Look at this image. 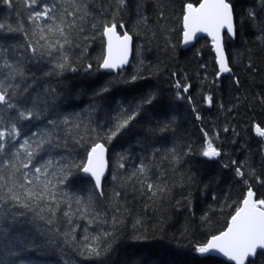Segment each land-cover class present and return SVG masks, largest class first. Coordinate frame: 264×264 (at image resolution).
<instances>
[{
  "label": "trees",
  "instance_id": "1",
  "mask_svg": "<svg viewBox=\"0 0 264 264\" xmlns=\"http://www.w3.org/2000/svg\"><path fill=\"white\" fill-rule=\"evenodd\" d=\"M48 2L39 0L29 8L26 0H0V23L5 25L0 47L7 50L0 59L19 61L25 71L24 78L5 80L6 85H20L8 89L10 100L20 108L35 104L41 113L40 119L19 121L18 127L31 136L34 131H53L49 120L69 117V126L60 124L53 131L60 147L52 150L51 158L81 163L94 144L102 143L109 150L110 171L100 196L90 178L72 169L58 186L59 210L54 216L47 211L49 200L32 201L28 208L11 200L0 202V264H232L195 248L226 229L246 192L247 186L235 175L237 166L243 165L246 176L254 169L264 180V137L255 133L256 125L264 128V0H228L237 32L235 40L225 38L232 69L226 76L219 72L209 39L183 48L185 6H197L200 0H126L119 12L116 0H84L91 15L79 22L84 32L73 33L79 47L68 53L71 68L63 71L55 68L58 53L33 57L27 47L37 38L28 17ZM141 15L146 23L137 22ZM111 22L121 35L127 31L132 36L133 58L110 73L100 64L107 49L103 24ZM9 27L22 31L10 32ZM185 85L190 86L187 92ZM104 88L107 91H101ZM149 97H154L152 103H145ZM15 115V110L0 106V127ZM133 115L109 142L110 130ZM165 125L167 130L160 131ZM204 132L219 157L200 154L207 139ZM73 137L83 139L76 144ZM142 162L146 173L133 177ZM9 171L0 174L7 176ZM149 183L164 191L152 196ZM249 183L264 198V186L254 178ZM65 211L70 216H64ZM88 246L100 255H89ZM256 264H264V257Z\"/></svg>",
  "mask_w": 264,
  "mask_h": 264
},
{
  "label": "snow or ice",
  "instance_id": "2",
  "mask_svg": "<svg viewBox=\"0 0 264 264\" xmlns=\"http://www.w3.org/2000/svg\"><path fill=\"white\" fill-rule=\"evenodd\" d=\"M4 2L10 3V0H4ZM38 2L39 0H26V6L34 8ZM63 4L68 6L63 7ZM116 4L118 5L117 12H119L126 7V0H116ZM137 7L139 10L140 5ZM89 15L91 13L88 11L84 0H50L48 3H43L42 10L33 11L28 17L29 21L35 25L34 35L37 37L35 44L30 42L27 45L31 55L43 58L45 55L52 56L53 53H58L59 61L55 64V68L61 71L71 68L68 53L73 47H79V44L74 45L73 43V33L79 35V33L84 32V28L79 22L84 21ZM44 21L49 23H43ZM146 21L147 17L141 15L137 22L146 23ZM92 27L96 28V24H93ZM119 27L123 28V23ZM0 29H5L3 23H0ZM7 30L10 32L22 31V29L11 27ZM224 30L229 34H235L233 9L228 0H200L198 6L193 3L186 4L183 14L184 42L188 43L193 40L197 33H207L215 46L216 61L220 73L232 71L222 45V32ZM103 35L107 37V55L103 58L100 67L103 69H117L127 64L132 40L128 32L124 31L122 35L119 34L117 24L111 22L103 24ZM83 39H87V37H83ZM6 51V49L0 47V57H3V53ZM87 68H92V65L88 64ZM5 69L8 70L7 74L4 75L3 79H0V105L4 106V109L15 110L16 115L14 118L9 117L7 126L0 127V173L10 170L7 176L0 174V202L7 203L11 200L16 205L28 208L32 201L39 203L49 200L51 204L47 206V211L54 216L56 211L59 210L58 186L63 185L68 177L72 175V169H79L88 174L94 180V188L100 196H103L102 178L106 168L104 144H94L87 153L86 161L81 163H76L74 160L69 161L66 157H61L59 161L51 158L52 150L60 147L59 143H54L53 131L60 124L69 126L71 124L70 118L64 117L61 121L49 120L48 124L53 126V131H34L31 136L26 133L22 134L18 122L38 120L41 118V113L35 104L30 108H20L10 100L8 89L19 88L20 85L11 83L6 85L5 80L11 81L17 77L24 78L23 64L19 61L9 62L5 57L0 59V73ZM72 70L75 71L76 69L72 68ZM132 79L135 80L136 76H133ZM176 87L181 88L182 86L177 82ZM189 87L188 85L183 86V92H187ZM27 90L26 87L24 91L27 92ZM101 91H107V88ZM15 95V92L11 93V96ZM177 98H183L179 92ZM152 99L154 97H149L145 100V103H152ZM207 100L211 103V97H207ZM134 118V115L129 116L123 122L117 123L115 130H110L107 136L109 142L121 129L127 127L129 121ZM197 119H199V116H197ZM0 125H4L3 116H0ZM72 127L78 129L80 125L74 124ZM167 127L168 125H165L159 130L165 131ZM225 131H227V128H225ZM70 133L71 127L68 129V134ZM255 133L260 137H264V128L256 125ZM204 136L207 138L208 133L204 132ZM82 139L83 137H80V139L73 137L76 144H79ZM171 151L175 155V149ZM41 153L48 155L49 158L45 160ZM200 154L209 159L221 155L211 138L206 139L205 146ZM38 157L39 159H37ZM123 159L121 157V161ZM232 163L235 164L236 162L232 161ZM124 166L123 162L119 163L120 168ZM242 167L243 165H240L235 168V175L247 186L246 192L241 195L239 205L233 209L234 214L231 215L226 229L219 234L211 235L204 243L197 246L195 251L200 254L217 252L226 257L229 262H234V264H256L257 258L264 257V198H259L257 193L253 191L249 179L254 178L262 186H264V180L255 174L254 169H250L246 176ZM26 169L28 171H24ZM146 170L147 166L142 162L136 172L132 173V176H136L137 173L144 175ZM146 187L152 196H155L157 192L164 191L163 188L150 183ZM18 189L22 191H18ZM116 195L118 196L119 193H116ZM213 199H216V197L214 196ZM76 203H81L79 198H77ZM52 205H55V207ZM2 206L0 204V207ZM68 207L71 209V204ZM77 211H80V209H77ZM86 211L87 209H85ZM64 216H70V212L65 211ZM69 223H71V220H69ZM88 250L89 255H100L96 248L88 246Z\"/></svg>",
  "mask_w": 264,
  "mask_h": 264
},
{
  "label": "water",
  "instance_id": "3",
  "mask_svg": "<svg viewBox=\"0 0 264 264\" xmlns=\"http://www.w3.org/2000/svg\"><path fill=\"white\" fill-rule=\"evenodd\" d=\"M233 9V8H232ZM233 20H234V33L235 34H229V33H227L226 32V30H224V32H222V45H223V48H224V43H225V34H227L232 40H235L236 39V32H237V29H236V20H235V14H234V11H233ZM118 32V31H117ZM119 33V32H118ZM120 34V33H119ZM131 36V35H130ZM132 37V36H131ZM105 38H106V43H107V37L105 36ZM200 38H208L209 40H211L212 41V39H211V37L210 36H208L207 35V33H197L196 34V37L193 39V40H191V41H189L188 43H185L184 42V38H183V47H184V49H190V48H192L196 43H197V41L200 39ZM213 46H214V44H213ZM214 50H215V46H214ZM216 53V52H215ZM224 53H225V48H224ZM106 55H107V52H106ZM225 56H226V53H225ZM132 57H133V38H132V40H131V43H130V52H129V55H128V63H130L131 62V60H132ZM226 58H227V56H226ZM127 63V64H128ZM127 64H125V65H127ZM125 65H123V66H125ZM122 66V67H123ZM121 68V67H120ZM120 68H117V69H107V70H109V71H111V72H117V71H119L120 70ZM229 72H225V73H222V74H228ZM1 106V105H0ZM105 146V145H104ZM104 156H105V161H106V168H105V174H104V177L102 178V188H103V184H104V182H105V180H106V178H107V176H108V174H109V151H108V149L106 148V146H105V154H104ZM83 173V172H82ZM83 175L85 176V177H87V178H90L91 180H92V178L88 175V174H85V173H83ZM93 182H94V180H92ZM206 255H209V256H214V257H219V258H222L223 260H225L226 262H229L228 260H227V258L226 257H224L222 254H219V253H217V252H209V253H206ZM229 263H232V264H234V262H229Z\"/></svg>",
  "mask_w": 264,
  "mask_h": 264
},
{
  "label": "bare ground",
  "instance_id": "4",
  "mask_svg": "<svg viewBox=\"0 0 264 264\" xmlns=\"http://www.w3.org/2000/svg\"><path fill=\"white\" fill-rule=\"evenodd\" d=\"M111 73V72H110ZM114 74V73H113Z\"/></svg>",
  "mask_w": 264,
  "mask_h": 264
}]
</instances>
